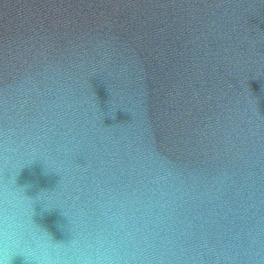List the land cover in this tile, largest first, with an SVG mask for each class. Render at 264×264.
Listing matches in <instances>:
<instances>
[{"label":"water","instance_id":"95a60500","mask_svg":"<svg viewBox=\"0 0 264 264\" xmlns=\"http://www.w3.org/2000/svg\"><path fill=\"white\" fill-rule=\"evenodd\" d=\"M11 264H264V0H0Z\"/></svg>","mask_w":264,"mask_h":264},{"label":"clouds","instance_id":"9594fccd","mask_svg":"<svg viewBox=\"0 0 264 264\" xmlns=\"http://www.w3.org/2000/svg\"><path fill=\"white\" fill-rule=\"evenodd\" d=\"M11 258L7 257L3 253H0V264H11ZM26 264H30V262L26 259Z\"/></svg>","mask_w":264,"mask_h":264}]
</instances>
